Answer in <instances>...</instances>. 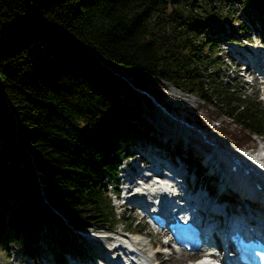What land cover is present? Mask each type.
I'll use <instances>...</instances> for the list:
<instances>
[{
	"label": "trees",
	"instance_id": "1",
	"mask_svg": "<svg viewBox=\"0 0 264 264\" xmlns=\"http://www.w3.org/2000/svg\"><path fill=\"white\" fill-rule=\"evenodd\" d=\"M237 5L264 33V0H0L4 249L81 254L77 232L117 224L107 180L124 147L156 138L143 103H161L165 82L235 147L264 140L262 102L224 82L209 35L242 29Z\"/></svg>",
	"mask_w": 264,
	"mask_h": 264
},
{
	"label": "rangeland",
	"instance_id": "2",
	"mask_svg": "<svg viewBox=\"0 0 264 264\" xmlns=\"http://www.w3.org/2000/svg\"><path fill=\"white\" fill-rule=\"evenodd\" d=\"M235 7L237 18L235 23L239 22V26L242 27V29L239 28L236 30V25L231 29L228 24H225L224 30L221 32H216L215 34L209 33L211 38H217L215 42L218 51L217 56L225 63L221 65V72L219 74L224 82H230L234 85L238 84L241 86L242 90L247 93L248 97L256 99V101L260 103L262 102V106L264 107V84L257 82L253 76H242L244 74L243 66L239 67L240 65L237 63V60L228 56L230 46L224 42L229 33L228 31H230L232 32L231 38L234 40L233 42L238 44V47L242 48V50L251 49L264 52V33L260 29L259 32L257 31V28L260 27L257 21L253 22L252 18L250 19L245 14L241 13L242 8L238 5ZM220 39L222 41H220ZM165 83L167 85L164 89V96L160 100L161 103L154 97H152V102L149 104L143 103V116L155 128L156 140L142 139L137 146L129 145L124 147L129 158L127 160V156L122 158L120 165L117 167L116 178L114 180H107L109 184L108 197L117 215V224L111 229L94 226L88 230L77 232L79 234L78 241L84 247V251L76 256H70L59 247L48 245L45 241H40L38 245H36V247H38L37 255L29 254L23 247L14 242H12L9 251L4 249L0 244V264H38V262H42L40 261L41 258L46 260L49 264H53V262L54 264H67L68 258L70 260L71 258H77L81 260V262L91 260L94 261L93 264H96L97 262H104L102 260H107V257L122 258V254L119 252H116V254L111 253V251L118 246L113 239L122 241L123 237L129 236L142 237L147 244V250L144 256H153L150 264H160L161 261L165 262L163 264L189 263V259H192L191 256L182 252L173 253L172 249L163 243L166 240L163 234L154 233L147 225L146 221L141 218L139 211L133 208L130 203H125L124 197L127 189L124 188L128 183H123V174H125L123 171H128V169L135 170L136 168L133 164L136 163L144 168V170L151 167V164L141 159L139 151L147 149L143 147V145L155 147L156 145L158 146L159 143L162 144L161 148L164 149L165 146L167 147V149L162 150L165 154L164 160H171V156L167 154L169 152L172 154L179 152L181 156L188 155V163L194 162L195 160V164L192 163V170L198 169L197 172L201 174V179H203L206 184L210 185L208 181L209 178L212 179V177H206L208 170L206 171V169L201 166L200 161H205L202 157V153H197L194 147L188 145L187 140L192 141L191 136H195L198 138L197 140H199V142H202L200 143L201 148L206 147L207 149H212L214 145L217 144L235 152L241 151L249 154L256 153L264 148V140L255 135L254 140L257 142V147L254 150H237L229 138L224 137L216 128L217 122H214V124H216L214 125L209 121L207 115L198 111V99L196 96L168 82ZM188 133L191 134V136L187 135ZM165 136L172 138L166 140ZM178 159H181L180 156H177V160ZM114 190L122 197H119V199L115 198ZM217 192L218 190L215 189V194H217ZM234 197L240 196L234 195L226 198L231 200V203H235L234 205H238V203L234 201ZM120 204H123V206H120ZM163 251L172 254L166 255L159 253ZM154 254H157V256H154ZM28 260L31 261V263H29ZM142 261H144L143 258ZM145 264L148 263L145 262Z\"/></svg>",
	"mask_w": 264,
	"mask_h": 264
},
{
	"label": "bare ground",
	"instance_id": "3",
	"mask_svg": "<svg viewBox=\"0 0 264 264\" xmlns=\"http://www.w3.org/2000/svg\"><path fill=\"white\" fill-rule=\"evenodd\" d=\"M253 61L254 64H257L259 61L262 67H264V56L262 54L258 56L257 53V56H253L252 62ZM187 135L191 136L189 133ZM165 137L166 140L172 138L169 136ZM191 138L192 141L187 140L188 145L194 147L197 153H202V157L205 161L200 162L201 166L205 168L206 171L208 170L206 177H212V179L209 178L208 181L210 185L206 184V182L201 179V174L197 172L198 169L192 170V165H185L182 158L174 160L175 163H173L177 167L175 168L177 170H174V168L171 167L172 163L163 159L165 157V154L162 152L163 148L161 149V147H157V151L155 149H149L145 150L143 154L145 160L149 161L150 159L152 162L150 168L143 171L141 169H130L129 172H127V170L123 171V173H125L123 174L124 181L128 183L124 188L127 189L124 200L128 198L127 203H132L134 205L133 208L135 207L138 211L141 210L146 214H150L151 211L149 203H153L155 200L159 199V204L163 205L162 210L168 209V205L170 204L169 199L171 198L170 191L171 189H176L179 185L177 186V184L174 183V179L165 177V175L160 172L161 169L162 171H169L171 177L175 176L177 179L183 180V185H187L188 188L192 190L201 188L202 193L208 196L205 199H207L210 204L218 207L217 210L223 206L222 213L230 217L228 219L230 222L236 224V221L240 222L247 219L243 212H249L248 217L256 218L258 215L261 221L264 222V148L256 153L250 154L241 151L235 152L217 144L214 145L212 149H207L206 147L201 148L200 143L202 142H199V140H197L198 138L195 136H191ZM241 150L243 151V149ZM172 170L175 171L176 175ZM180 173L182 175H180ZM151 174L152 176H150ZM158 174H161L164 177L160 178L158 177ZM215 189L218 190L217 194H215ZM176 194L180 196V193ZM234 195L240 196L236 198L234 197V201L241 206L240 209L242 210V213L240 210L236 213L238 216H231L230 214L238 209L239 206L237 204L234 205L235 203H231V200L226 198ZM144 201L148 203H145ZM163 201L165 203H163ZM141 202L145 203L144 205L148 210H145V208L140 205ZM212 205H205L203 202H200L198 205L197 203H194V206L197 207L199 212L203 210L206 212L212 211ZM151 212H157V210H152ZM113 240L116 241L118 246L117 248H114L111 253H121L122 259L126 258V261H131V264H145V262L148 264L151 263L153 256H144L146 254L147 244L142 237L129 236L123 237L122 241H118L117 239ZM206 249L211 248L207 247ZM210 251L213 250L211 249ZM159 253L171 255V253L166 251ZM182 253H185L192 258L195 257L193 254L186 252ZM154 256H157V254H154ZM142 258L144 261H142ZM214 258V256L206 252L199 255L193 264H214ZM91 262L92 261L89 260L86 262H81V260H71L69 264H93ZM163 263L165 262L161 261L160 264Z\"/></svg>",
	"mask_w": 264,
	"mask_h": 264
}]
</instances>
